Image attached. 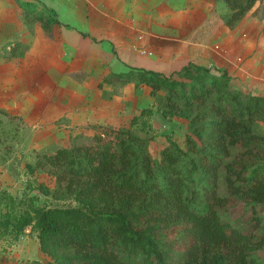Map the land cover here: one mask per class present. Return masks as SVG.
Returning a JSON list of instances; mask_svg holds the SVG:
<instances>
[{"label": "trees", "instance_id": "obj_1", "mask_svg": "<svg viewBox=\"0 0 264 264\" xmlns=\"http://www.w3.org/2000/svg\"><path fill=\"white\" fill-rule=\"evenodd\" d=\"M15 1L45 33L59 24L55 13ZM261 1L222 0L226 26ZM25 51L13 43L4 58ZM130 83L164 94L163 102L139 110L128 128L93 125L86 144L38 154L26 164L22 193L0 185L2 250L31 236L47 258L40 264H264V92H245L228 71L194 63L170 75L131 68L103 79ZM156 113L189 120L190 153L173 141L151 152ZM232 210L246 227L224 217Z\"/></svg>", "mask_w": 264, "mask_h": 264}, {"label": "rangeland", "instance_id": "obj_2", "mask_svg": "<svg viewBox=\"0 0 264 264\" xmlns=\"http://www.w3.org/2000/svg\"><path fill=\"white\" fill-rule=\"evenodd\" d=\"M166 1L171 9L166 8L161 19L153 22V35L143 31L144 27L148 28L146 21L135 19V55L138 58L135 63L141 60L149 65L148 69L166 75L178 71L187 63L205 65L228 71L236 88L264 92V1L258 2L234 29L225 24L230 10L222 0ZM157 8L154 5L148 7L150 10ZM4 50L5 47L1 55L9 56ZM141 51H147V55ZM115 54L118 56L117 52ZM26 56L25 53L19 54L18 58L23 57L19 62L23 71H28L29 76L33 75L35 85L29 93L51 100L47 107L20 121L0 114V185L13 194L22 193L29 178L25 174L26 164H34L38 154L52 155L60 147L86 144L93 136V125L128 128L139 110L152 106L157 108L164 100V94L158 98L151 97L150 89L146 86L136 90L131 83L116 87L103 84L104 75L111 71H102V76L100 70L95 71L91 67L84 69V76L83 70L78 72V80H83V83L71 86L70 90L58 96L55 86L52 93L53 85L49 84L51 81L47 72L25 69ZM78 100H82V103ZM68 102L75 108L67 112V117L61 116L58 106ZM155 126L157 135L150 143L154 155L169 147L172 141L190 153L187 137L192 130L188 119L178 117L166 121L156 113ZM258 131L264 134V123L259 124ZM184 166L187 167V163ZM46 176L37 172L34 177L39 182H50ZM224 217L234 221L238 227H246L247 220L233 210L225 213ZM29 232L27 230L26 233ZM24 238L12 247L15 253L31 258L40 255L38 241L31 236Z\"/></svg>", "mask_w": 264, "mask_h": 264}, {"label": "crops", "instance_id": "obj_3", "mask_svg": "<svg viewBox=\"0 0 264 264\" xmlns=\"http://www.w3.org/2000/svg\"><path fill=\"white\" fill-rule=\"evenodd\" d=\"M22 1L34 3L40 9L45 8L55 13L59 24L47 34L41 23H26L23 9L15 0H0V114L3 117L23 120L22 118L30 117L37 110L47 107L51 100V98L34 97L29 93L35 84L33 75L29 76L28 71H23L19 63L23 57L18 58V54L13 59H8L4 58L5 55H1V50L4 47L6 50L7 46L13 43L14 46L15 43H20L26 50L25 69L47 72L48 80L51 81L49 84L53 85L52 93L55 86L58 96L70 90L71 86L80 84L79 82L83 80L79 81L77 74L83 70L84 76V69L87 67L95 71L100 70L102 76L104 75L102 71L123 73L129 71L130 66L157 71L148 69L149 65L141 60L135 63L138 58L135 55L137 29H134V21L135 19L146 21L148 28L144 27L143 31L153 35L151 32L153 22L161 19L166 8L171 9L166 0ZM150 5L158 8L150 10L148 9ZM141 53L147 55V51ZM109 74L104 75V78ZM23 85H26L25 88ZM69 102L59 104L58 113L61 116L67 117V112L75 108L70 106ZM79 103H82V100ZM76 118L78 120V117ZM13 248H8L5 252L0 249L2 254L0 262L8 255L21 259L47 261L41 250L40 255L31 258L24 257L22 253H15Z\"/></svg>", "mask_w": 264, "mask_h": 264}, {"label": "built area", "instance_id": "obj_4", "mask_svg": "<svg viewBox=\"0 0 264 264\" xmlns=\"http://www.w3.org/2000/svg\"><path fill=\"white\" fill-rule=\"evenodd\" d=\"M0 264H40L36 260L31 259H21L15 256L8 255L4 259V261L0 262ZM45 264V263H42Z\"/></svg>", "mask_w": 264, "mask_h": 264}]
</instances>
